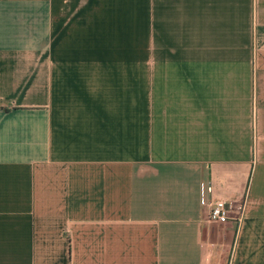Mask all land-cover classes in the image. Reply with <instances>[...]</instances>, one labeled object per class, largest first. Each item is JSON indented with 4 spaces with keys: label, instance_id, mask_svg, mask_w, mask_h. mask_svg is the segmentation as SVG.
Returning a JSON list of instances; mask_svg holds the SVG:
<instances>
[{
    "label": "crops",
    "instance_id": "obj_1",
    "mask_svg": "<svg viewBox=\"0 0 264 264\" xmlns=\"http://www.w3.org/2000/svg\"><path fill=\"white\" fill-rule=\"evenodd\" d=\"M0 264H264V0H0Z\"/></svg>",
    "mask_w": 264,
    "mask_h": 264
},
{
    "label": "built area",
    "instance_id": "obj_2",
    "mask_svg": "<svg viewBox=\"0 0 264 264\" xmlns=\"http://www.w3.org/2000/svg\"><path fill=\"white\" fill-rule=\"evenodd\" d=\"M211 187L207 182L203 185L201 194V203L207 206V220L214 223H224L230 218L232 205L221 200H214L210 197ZM238 216L234 217L237 222L241 219V209L237 212Z\"/></svg>",
    "mask_w": 264,
    "mask_h": 264
}]
</instances>
